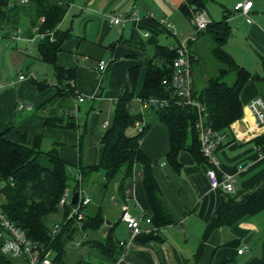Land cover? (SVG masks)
I'll return each instance as SVG.
<instances>
[{
  "label": "crops",
  "instance_id": "obj_1",
  "mask_svg": "<svg viewBox=\"0 0 264 264\" xmlns=\"http://www.w3.org/2000/svg\"><path fill=\"white\" fill-rule=\"evenodd\" d=\"M208 1L204 10L211 17L215 14L207 10ZM251 1L252 22L247 23L242 15L227 8L236 0H217L222 13H228L226 22L230 32L233 27L238 35L233 47L229 46L232 43L228 36L223 48L240 66L262 76L264 0ZM115 15L129 18L122 24H113L110 17ZM14 19V25L9 19L0 21V40H14L17 52L14 57L17 76L0 78V132L9 129L4 136L12 142L22 137L30 142L39 137L40 149L55 148L67 165L70 180L66 189L70 196L82 190L90 198L85 206L86 218L96 212H101L103 217L97 231H81L70 242L74 257L69 264L78 259L80 264H264V211L256 216L246 214L231 225L218 227L202 241L213 211L226 201L227 193L209 187L204 167L190 151L178 152V169L167 162V127L157 118L154 109L141 107L136 100L149 65L168 67L164 54L193 33L184 0H73L69 3L57 25L68 36L55 56L57 66L74 72L75 94L69 98H54L58 86L53 68L40 59L37 51L43 38L29 42L27 39L33 35L34 28L30 29L22 16ZM15 34L20 38H13ZM204 47L210 51L212 41L203 31L188 42L195 60L193 89L197 85L202 87L214 74L208 72L212 71L211 66L217 68L202 59ZM254 54L261 66L255 72L244 60L246 55L253 59ZM100 60L105 63L104 69L98 67ZM20 74L25 77L19 79ZM124 89L132 93L128 103L130 113L139 115L141 120L137 121L147 126L139 146L152 162V176L163 205L173 219L171 224L158 229L155 239L151 240L140 237L129 242L128 229L120 218L122 207L126 206L132 216L140 219L143 235L154 229L142 184L141 164H134L125 180L122 179L124 168L111 181L106 180L103 169L80 170L82 166L99 165L102 138L113 122L115 103ZM77 95H82L83 100L79 101ZM257 96H261V88L249 78L239 94L241 117L222 131L224 139L217 151L218 175L232 176L235 190L230 193L247 191L264 179V129H257L248 107ZM18 103L30 104L31 109L17 108ZM45 119L50 124H45ZM52 121L57 124L52 125ZM136 130L135 124L128 133L134 134ZM191 138L188 137V144ZM60 219H63L61 212L52 216L54 223ZM89 239L108 243L105 248H96ZM239 249L242 251L238 252Z\"/></svg>",
  "mask_w": 264,
  "mask_h": 264
},
{
  "label": "trees",
  "instance_id": "obj_2",
  "mask_svg": "<svg viewBox=\"0 0 264 264\" xmlns=\"http://www.w3.org/2000/svg\"><path fill=\"white\" fill-rule=\"evenodd\" d=\"M73 0H0V21L9 19V23H16L15 19L22 16L34 28L41 17L44 21L39 23V30L46 35L37 45L38 55L41 60L49 63L53 68L54 77L57 80L58 97H72L75 94L71 69L56 65L55 56L59 51L68 32L57 29L67 6ZM185 13L190 18L188 6L204 9L206 0H185ZM228 13L224 11L220 21H211L203 31L208 34L212 47L210 55L217 63L214 74L210 75L204 85L193 89L192 96L204 106L205 121L212 128L222 132L228 129L242 115L240 91L246 81L252 78L261 88V96L264 99V74L258 76L250 73L240 66L234 58L224 50L230 28L226 22ZM13 17V18H12ZM53 32V39L48 33ZM189 49V48H188ZM191 67L194 60L190 50ZM175 56L174 48L165 53L164 57L169 62L168 67H158L150 64L138 95L141 98L159 97L169 100V104L163 108L155 109L157 118L162 121L168 130L169 150L166 160L174 168H179L177 154L180 150H188L194 159L204 168L205 158L200 152L198 132L195 128L197 120L196 109L192 106L179 105L171 94L168 85L163 84L164 78L171 74V62ZM137 69V68H136ZM136 69L131 72L136 73ZM193 75V69H192ZM232 79L229 80V77ZM132 83L135 79L132 78ZM194 88V87H193ZM132 93L124 89L115 103V113L111 126L102 138L103 153L97 166L80 167L82 172L103 169L107 181L113 180L124 168L123 180L131 172L133 165H142V184L146 199L152 212L151 224L153 230L136 236L142 240L155 239L157 230L171 224L173 219L161 200L159 187L152 176V162L140 149L139 141L147 129L143 124L141 130L129 134L128 129L135 125L141 117L129 111L128 103ZM51 101V100H50ZM48 101V103L50 102ZM47 103V104H48ZM45 124L50 122L45 119ZM52 125L57 123L51 122ZM9 129L0 132V211L4 218L21 229L27 239L35 243L41 256L52 255V264H69L73 254L70 253L69 244L74 241L77 233L81 231H97L103 222L101 212L84 216L78 223L73 218L65 219L70 210V205H59V200L68 186L70 177L66 171V163L57 154L56 149L42 150L39 145V137L32 141H26L25 137L18 142H12L4 136ZM191 136V144L188 137ZM264 211V179L247 191L227 193L226 201L217 207L207 225L202 241L218 227L231 225L242 216L249 214L256 216ZM61 212L62 220H59L60 228L51 233L52 216ZM1 228V227H0ZM86 242V241H85ZM84 242V243H85ZM96 248H105L106 241L91 240ZM1 243V240H0ZM202 245L199 247L198 254ZM197 256V254H196ZM19 261V263H17ZM0 264H28L26 259L14 258L0 252ZM74 264H80L76 260Z\"/></svg>",
  "mask_w": 264,
  "mask_h": 264
},
{
  "label": "built area",
  "instance_id": "obj_3",
  "mask_svg": "<svg viewBox=\"0 0 264 264\" xmlns=\"http://www.w3.org/2000/svg\"><path fill=\"white\" fill-rule=\"evenodd\" d=\"M24 2L26 0H20ZM184 3L185 0H184ZM252 7L251 0H236L233 5V11L244 17L247 23L252 22L250 11ZM190 12V23L193 26V33L188 38L178 42L174 47L175 56L171 62V74L169 78L162 80L163 84H166L171 89L172 96L176 99L179 105L192 106L196 109L197 120L195 121V128L198 132V140L200 143V152L205 158L206 167L204 173L208 179L209 187L214 190H222L226 193L233 192L235 190L234 179L230 175H218L219 159L217 157V151L224 139V134L205 121L204 106L195 100L192 96L193 93V75L191 67L190 53L188 49V42L196 39L197 35L204 31L211 23L212 19L209 17L204 9H197L195 6H188ZM129 17H122L115 15L110 17V22L113 24H122ZM44 18L41 17L38 24L43 22ZM34 26V33L27 40L29 42L34 41L36 38H43L46 34L40 32L39 26ZM50 39H53V32L48 33ZM13 38H20L18 34H15ZM100 69L105 68L104 61L100 60L98 63ZM23 74L19 75V79H23ZM72 86L74 83L71 84ZM79 101L83 100L82 95H77ZM141 107L148 106L152 109H160L169 104V100L159 97L141 98L136 97ZM25 106L27 109H31L30 104L23 105L18 103L17 108ZM258 130L264 129V99L261 96L254 97L248 105ZM137 129L141 130L143 126L142 121L135 122ZM78 199L75 204L71 203V196L68 189L64 190L62 197L59 200V205H70V210L65 219L73 218L80 223L85 216V206L90 202V198L83 193L82 190H78ZM128 229V241L132 242L136 239L143 230L140 225V219L132 216L126 206L122 207V213L120 216ZM150 222V219H146ZM0 252L9 255L14 258L26 259L28 264H52L48 255L41 256L40 250L37 245L27 239L21 229L4 218L0 211ZM60 228V223H54L51 227V233L55 234ZM120 244L123 245L122 242ZM239 249L238 252H241Z\"/></svg>",
  "mask_w": 264,
  "mask_h": 264
},
{
  "label": "rangeland",
  "instance_id": "obj_4",
  "mask_svg": "<svg viewBox=\"0 0 264 264\" xmlns=\"http://www.w3.org/2000/svg\"><path fill=\"white\" fill-rule=\"evenodd\" d=\"M206 6H207V10H209V12H213V14H215V15H211L212 20L213 19L214 20H220L223 17V15H222L223 13H222V9H221L222 7L219 4H217V0H209L207 2ZM227 8L232 11L233 10V4L230 3V5H227ZM231 26H234V25L231 24ZM0 34H1V31H0ZM237 37H238V35L235 32L234 28L232 27V31L230 32V35H229V40L232 43L229 45L230 47H233V43L237 42V40H236V39H238ZM18 44L21 45L20 42ZM237 47H238V45H237ZM241 48L246 49L242 45H241ZM16 53L17 52L15 49L14 40H12V39L0 40V78L9 79L13 76H17V74H16L17 73V71H16L17 65L15 63L16 61L14 60ZM237 58L241 61L242 57H239V53H238ZM202 59H204V60L206 59L207 63L212 62L214 66H217V63L215 62V60L210 55L208 47L207 48L204 47V49L202 51ZM246 59H248V61ZM246 59H244L246 62L245 64H247L248 67L251 68L254 72H255V70H259V67L261 68L260 62H259L258 58L256 57V55L253 59L250 56L246 55ZM241 63H244V62H241ZM211 68H213L212 71H208V72H212L211 74H213L214 73V67L211 66ZM231 79H232V76L229 77V80H231ZM52 257L53 256L50 255V258H52ZM17 263H19V261H17Z\"/></svg>",
  "mask_w": 264,
  "mask_h": 264
},
{
  "label": "water",
  "instance_id": "obj_5",
  "mask_svg": "<svg viewBox=\"0 0 264 264\" xmlns=\"http://www.w3.org/2000/svg\"><path fill=\"white\" fill-rule=\"evenodd\" d=\"M77 199H78V193L77 192H74L71 196V201H72V204H75L77 202Z\"/></svg>",
  "mask_w": 264,
  "mask_h": 264
}]
</instances>
